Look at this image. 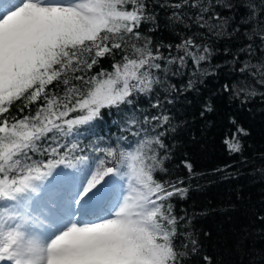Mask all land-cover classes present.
Wrapping results in <instances>:
<instances>
[{
	"label": "snow or ice",
	"instance_id": "snow-or-ice-1",
	"mask_svg": "<svg viewBox=\"0 0 264 264\" xmlns=\"http://www.w3.org/2000/svg\"><path fill=\"white\" fill-rule=\"evenodd\" d=\"M221 94L264 103V0H0V264H225L168 166ZM105 114L121 135L83 144ZM228 124L226 151L264 180ZM232 236L236 264H264V202Z\"/></svg>",
	"mask_w": 264,
	"mask_h": 264
},
{
	"label": "trees",
	"instance_id": "trees-1",
	"mask_svg": "<svg viewBox=\"0 0 264 264\" xmlns=\"http://www.w3.org/2000/svg\"><path fill=\"white\" fill-rule=\"evenodd\" d=\"M158 38H166L167 33H158ZM107 67V63L104 65ZM223 75V74H221ZM175 82V81H174ZM225 80L212 81L208 88L219 87ZM193 107L190 111L194 112ZM235 117L250 135L244 138L247 146L245 156L253 160L264 153V103L259 100L240 108L229 102L221 94L216 98V111L209 114L205 120L197 118L190 130L180 134L174 141V156L169 167L176 176L183 177L189 187L187 198L173 200L180 214L186 210L192 218L190 229L199 233L210 232L211 238L205 243L225 264H236L238 256L231 249L233 231L246 223L247 209L250 205L260 206L264 202V180L254 177L241 167L238 156H230L222 140L231 129L228 118ZM115 115L105 114L102 120L96 122L93 133L83 129L80 137L83 144L96 141L102 137L104 141H115L121 135V129L115 121ZM127 135V133H124ZM182 160L192 164L193 175L189 177L187 169L177 168ZM225 165H233L231 171H240L238 178H226L225 173L215 171ZM234 206V210L225 213L224 209ZM206 213V214H205ZM260 246V241H256Z\"/></svg>",
	"mask_w": 264,
	"mask_h": 264
}]
</instances>
